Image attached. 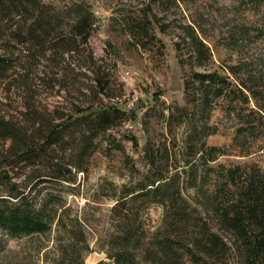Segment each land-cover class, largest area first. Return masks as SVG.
Returning <instances> with one entry per match:
<instances>
[{"label": "rangeland", "instance_id": "rangeland-1", "mask_svg": "<svg viewBox=\"0 0 264 264\" xmlns=\"http://www.w3.org/2000/svg\"><path fill=\"white\" fill-rule=\"evenodd\" d=\"M42 2L50 11H62L45 15L56 33L68 32L73 3L91 11L93 24L87 45L79 46L82 56L68 57L62 64L67 69L66 90L45 91L39 97L68 107L89 102V90L75 87L93 84V73L86 68L92 64L85 57L91 50L95 65H101L102 75L110 79L103 103L114 104L125 114L97 138L87 171L78 172L71 186L54 187L60 204L48 231L10 236L0 230V264H107L112 261L108 253L122 249L115 236L126 231L135 235L132 244L139 243L128 264H179L178 206H184L189 216L183 235L190 241L205 190L210 191L215 179L208 166L257 163L264 171V124L258 115L264 113V0ZM29 13L0 23V53L12 44L16 50L26 47L36 18ZM197 41L204 44L199 60ZM197 71L227 76L223 94L212 97L205 108L194 80ZM21 90L12 88L10 106L0 107H18ZM239 126L245 131L240 145H235ZM202 142L226 149L227 154L199 161ZM187 161L197 164V186H190L182 172ZM177 173L185 202L169 196ZM159 177L169 179L168 193L136 194L116 204L126 189Z\"/></svg>", "mask_w": 264, "mask_h": 264}, {"label": "trees", "instance_id": "trees-1", "mask_svg": "<svg viewBox=\"0 0 264 264\" xmlns=\"http://www.w3.org/2000/svg\"><path fill=\"white\" fill-rule=\"evenodd\" d=\"M48 7L42 0H0V23L28 12L36 16L26 35L29 40L26 47L16 50L12 44L0 53V106H10L12 88H21L23 92L18 107L17 104L10 109L0 107V230L10 236L44 233L51 228L60 204V195L53 192L54 187L71 186L78 172L87 171L97 138L118 124L125 114L120 107L103 103V96H109L110 79L102 75L101 65H95L97 60L91 50L85 57L92 65L83 66L93 73V84L75 87L82 92L89 90L92 96L89 102L71 103L68 107L39 97L45 91L61 94L66 90L63 81L67 69L62 64L68 57L82 56L79 46L87 45L93 24L91 11L73 3L69 7L73 18L68 32L56 33L51 21H44L45 15L52 12L58 15L62 11H50ZM196 46L199 60L204 44L197 41ZM194 80L199 83L203 108L211 104L212 97L221 96L228 84L227 76L216 71L194 72ZM212 84L218 86L212 90ZM258 115L264 124V113ZM244 131L243 126L237 128L235 145H240L238 140ZM198 154L197 159L207 163L219 154H227V150L202 142ZM185 165L187 168L182 172L187 183L197 186V164L187 161ZM208 169L215 179L210 191L205 190L202 210L195 221L197 228L190 241L183 235L189 216L184 206H178L177 236L182 255L179 264H264V171L257 163L218 164ZM176 182L169 196L185 202L178 173ZM169 183V179L159 177L137 189H126L123 199L116 204L136 194L168 193ZM134 236L127 231L115 236L122 249L108 253L112 261L107 264L134 261L132 248L139 246L131 243ZM135 240L138 242L139 237Z\"/></svg>", "mask_w": 264, "mask_h": 264}]
</instances>
